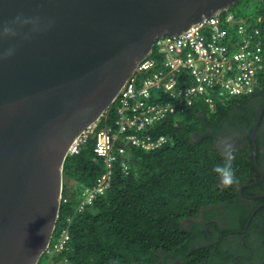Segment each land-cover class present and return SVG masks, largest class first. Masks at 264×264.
<instances>
[{
    "label": "trees",
    "instance_id": "obj_1",
    "mask_svg": "<svg viewBox=\"0 0 264 264\" xmlns=\"http://www.w3.org/2000/svg\"><path fill=\"white\" fill-rule=\"evenodd\" d=\"M250 1L255 3L244 0L243 11L240 0L227 13L237 21L246 19L251 40L259 39L264 47V5ZM226 28L236 37L234 27ZM155 53L149 58L158 61ZM150 72L168 71L156 62ZM259 73L253 94L221 100L214 110L206 107V92L188 95L199 85L190 73L171 75L177 82L171 91L151 90L155 101L149 102L175 109L155 124L157 129H148L153 136H165L166 142L149 151L128 146L126 154L115 153L111 188L70 224L68 248L42 258L48 264H264V199L252 194L254 189L264 191V112L256 130V157L251 136L264 107V67ZM143 75L135 76L138 90L146 80ZM208 96L214 97V92ZM117 106L100 119L99 130H117ZM230 141L236 143L230 148L235 182L223 187L213 167L224 162L221 152ZM103 160L95 153L93 138L66 159L67 203L61 204L54 238L79 207L83 191L105 172ZM250 204L255 205L253 211Z\"/></svg>",
    "mask_w": 264,
    "mask_h": 264
},
{
    "label": "water",
    "instance_id": "obj_2",
    "mask_svg": "<svg viewBox=\"0 0 264 264\" xmlns=\"http://www.w3.org/2000/svg\"><path fill=\"white\" fill-rule=\"evenodd\" d=\"M238 1L0 0V264H39L77 137L116 102L157 39Z\"/></svg>",
    "mask_w": 264,
    "mask_h": 264
},
{
    "label": "built area",
    "instance_id": "obj_3",
    "mask_svg": "<svg viewBox=\"0 0 264 264\" xmlns=\"http://www.w3.org/2000/svg\"><path fill=\"white\" fill-rule=\"evenodd\" d=\"M223 13L203 18L181 36L157 39L154 52L159 60L146 58L116 100L119 113V119L115 122L117 130H99L97 122L77 137L69 156L78 154L81 147L93 138L95 153L104 159L106 165L105 172L97 178L95 184L83 191L78 211H83L111 188L113 166L118 159L115 153L126 154L128 146L152 150L166 142L163 136L153 139L148 129L155 127L167 113H174L175 109L168 107L167 111L149 100L155 101L152 99L153 89H158V92L161 89H175L177 82L171 75L186 72L195 77L199 85L188 90V95L200 96L206 92L208 99L205 100L211 108L215 106L216 99L221 101L241 97L254 91L258 82L257 75L263 68L262 43L251 40L245 20H235L232 13H227L222 18ZM228 24L235 28L236 37L229 35L226 28ZM155 61L163 63L168 71L166 75L163 72L151 74L150 69L155 66ZM137 74H144L143 78H146L140 90L135 87ZM167 77H170L169 80ZM210 91L214 92V97L208 96ZM182 94L181 90L179 97ZM180 104H184V100L178 103ZM121 167L123 172L128 173V165L123 163ZM62 201L67 203L65 198ZM71 221L72 218H67V223L70 224ZM69 241L70 234L66 226L60 229L44 255L51 258L60 253L67 249Z\"/></svg>",
    "mask_w": 264,
    "mask_h": 264
},
{
    "label": "clouds",
    "instance_id": "obj_4",
    "mask_svg": "<svg viewBox=\"0 0 264 264\" xmlns=\"http://www.w3.org/2000/svg\"><path fill=\"white\" fill-rule=\"evenodd\" d=\"M229 11V10H228ZM226 12V11H225ZM224 12V13H225ZM227 13V12H226ZM229 13H231V12H229ZM260 19V18H259ZM243 20H245L246 21V19H243ZM259 40V39H258ZM260 41V40H259ZM263 50H264V47H263ZM264 55V54H263ZM263 58H264V56H263ZM259 75H260V73H258V75H257V81H259V79H258V77H259ZM257 85H258V82H257ZM256 85V86H257ZM256 86H255V88H256ZM255 88H254V90H255ZM254 93V91L251 93V94H253ZM251 94H249V95H251ZM249 95H244V96H249ZM234 98H236V97H234ZM230 99V98H229ZM220 100H215V107H216V105H217V103L219 102ZM206 107H208L209 109H212V110H214L215 109V107H213V108H211L210 107V105H207ZM100 121V120H99ZM98 121V122H99ZM154 127H150V129H153ZM155 129H157V126H155ZM150 132V131H149ZM162 136V135H161ZM161 136H158V137H161ZM152 137H157V136H153L152 135ZM157 137V138H158ZM163 137H165V136H163ZM139 149V148H138ZM254 149V154H255V157H256V152H257V149H256V151H255V148H253ZM147 151H149V150H147ZM221 155L224 157V162L222 163V164H216L214 167H213V172L214 173H216V175H217V177L219 178V182H220V185L221 186H223V187H228V186H231L234 182H235V177H234V172H233V169H232V160H233V158H234V155H233V151L230 149V148H226L223 152H221ZM121 166V165H120ZM112 182H113V180H112ZM111 186H112V184H111ZM243 188V187H242ZM240 190H242V189H240ZM241 193H242V191H241ZM100 197V196H99ZM98 197V198H99ZM62 198H64L63 197V194H62V197H61V204L62 203H64L63 201H62ZM92 204H90V205H87L84 209H86L87 207H89V206H91ZM79 208V207H78ZM78 208H77V210L75 211V213L72 215V216H68L67 218H72V221H71V223L73 222V220L79 215V214H81L83 211H78ZM61 209V208H60ZM59 216H60V213H59ZM67 218H66V222H65V226L64 227H66L67 226V230L69 231V226H70V224L69 223H67ZM58 222H59V219H58ZM58 222H57V226H58ZM57 226H56V228H55V231H56V229H57ZM54 231V233H53V237H52V240L54 239V236H55V232ZM60 231V230H59ZM58 231V232H59ZM58 232H57V234H58ZM70 234V233H69ZM70 240H71V236H70ZM70 242V241H69ZM68 246H69V243H68ZM68 246H67V248H68ZM66 250V249H65ZM65 250H63V251H65ZM63 251H61V252H63ZM60 252V253H61ZM44 256V255H43ZM42 256V257H43ZM238 257H241V256H238ZM42 259V258H41ZM60 264H63V263H60Z\"/></svg>",
    "mask_w": 264,
    "mask_h": 264
},
{
    "label": "flooded vegetation",
    "instance_id": "obj_5",
    "mask_svg": "<svg viewBox=\"0 0 264 264\" xmlns=\"http://www.w3.org/2000/svg\"><path fill=\"white\" fill-rule=\"evenodd\" d=\"M263 67H264V63H263ZM222 138H224V136L222 137ZM262 143V142H261ZM224 146H226V148H235L236 147V143L235 142H231L230 141V143H228V144H224ZM264 151V150H263ZM260 161H261V163L264 165V153L260 156ZM246 185H244V186H242V187H245ZM242 187L240 188V189H242ZM261 190V192H259ZM260 190L258 191V190H253V196L256 198V199H264V191H263V189L262 188H260ZM241 191V190H240ZM260 205H264V201L263 202H261L260 203ZM254 207H255V205L254 204H250V206H249V209L251 210V211H253L254 210ZM203 221L206 223V225H208V223L206 222V220L205 219H203ZM257 238H258V236L256 235L253 239H255V240H257ZM252 253H253V251H252ZM250 258H252V256L250 257Z\"/></svg>",
    "mask_w": 264,
    "mask_h": 264
},
{
    "label": "rangeland",
    "instance_id": "obj_6",
    "mask_svg": "<svg viewBox=\"0 0 264 264\" xmlns=\"http://www.w3.org/2000/svg\"><path fill=\"white\" fill-rule=\"evenodd\" d=\"M254 1H255V3H258V1H260V0H254ZM250 2H251V1H250ZM243 3H244V0H241L240 4L238 5V8H240L242 11H243ZM255 3H252V2H251V5H254ZM253 8H254V7H253ZM40 264H48V262H47L46 259L42 258Z\"/></svg>",
    "mask_w": 264,
    "mask_h": 264
}]
</instances>
